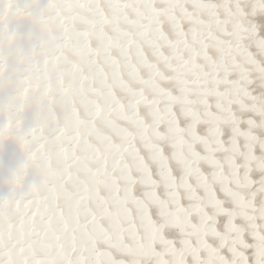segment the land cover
Instances as JSON below:
<instances>
[{
	"label": "snow or ice",
	"instance_id": "snow-or-ice-1",
	"mask_svg": "<svg viewBox=\"0 0 264 264\" xmlns=\"http://www.w3.org/2000/svg\"><path fill=\"white\" fill-rule=\"evenodd\" d=\"M160 2L105 89L107 131L70 138L85 178L43 189L68 204L45 264H264V0Z\"/></svg>",
	"mask_w": 264,
	"mask_h": 264
},
{
	"label": "bare ground",
	"instance_id": "bare-ground-1",
	"mask_svg": "<svg viewBox=\"0 0 264 264\" xmlns=\"http://www.w3.org/2000/svg\"><path fill=\"white\" fill-rule=\"evenodd\" d=\"M156 6L164 7L160 0ZM144 0H0V259L45 264L46 246H63L57 232L63 192L43 196L46 184L75 191L85 174L74 158L90 126L106 132L103 114L114 68L143 44ZM260 84V74L253 73ZM112 97L126 107L119 87ZM87 142L100 148L97 138ZM62 177V181H58ZM40 199L34 200V196Z\"/></svg>",
	"mask_w": 264,
	"mask_h": 264
}]
</instances>
